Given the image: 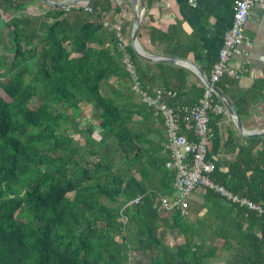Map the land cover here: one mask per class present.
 Listing matches in <instances>:
<instances>
[{
  "label": "trees",
  "instance_id": "obj_1",
  "mask_svg": "<svg viewBox=\"0 0 264 264\" xmlns=\"http://www.w3.org/2000/svg\"><path fill=\"white\" fill-rule=\"evenodd\" d=\"M144 1L148 10L157 2ZM91 6L92 13L0 0V264H212L223 253L227 264H264V214L206 189L199 213H207L197 221L155 208L159 194L174 195L176 173L167 168L165 120L133 89L125 55L143 90L176 92L167 102L190 140H198L192 109L207 87L190 86L185 66L141 58L131 43L134 20L116 0ZM153 20L146 12L139 32L147 51L203 62L176 28L161 31ZM120 24L126 52L114 27ZM213 68H204L210 79ZM216 85L240 116L262 96L252 90L238 99L239 82L229 75ZM216 104L223 103L213 95ZM225 115L209 112L213 178L264 207V137L249 139L224 171L218 124Z\"/></svg>",
  "mask_w": 264,
  "mask_h": 264
},
{
  "label": "crops",
  "instance_id": "obj_2",
  "mask_svg": "<svg viewBox=\"0 0 264 264\" xmlns=\"http://www.w3.org/2000/svg\"><path fill=\"white\" fill-rule=\"evenodd\" d=\"M116 1L124 6L128 19L127 21L131 22L133 19L135 23V11L132 2L130 0ZM146 12L154 16L153 26L164 32L169 31L171 28H176L177 35L198 48L199 53L203 56V62L199 64L193 60L189 61L196 63L206 74L204 68H208L209 65L215 67L218 62L225 35L233 25L234 2L233 0H157L154 8L151 10L147 9ZM246 32L252 40V45L247 49L244 55L234 56L230 61V66L239 73L237 79L240 87L238 99L245 98L252 90L257 92L261 91L262 96L256 100L255 104L251 106L248 112L245 111V113L241 115V119L246 130L263 131L264 5L259 4L252 9L251 16L246 26ZM130 36L132 43V33ZM126 39L129 44L128 34L126 35ZM144 40L146 47L150 50L156 49L151 42L147 39ZM147 52L155 56H164L149 51ZM200 83H203L202 80L193 72L190 77V86L199 85ZM257 86L261 88H257ZM244 109L246 110L247 107H244ZM218 129L220 137L222 138L219 159L220 162L224 164L223 170L228 171L227 165L237 157L240 148L249 145L251 141L240 133L229 113L226 114L224 119L218 124ZM231 138H234L235 142L227 146ZM256 142L260 143L261 140L256 139ZM204 203V190H197L192 196L190 214L188 217H191L194 221L204 218L207 210L204 209L199 213V209ZM213 261L214 260H212V262Z\"/></svg>",
  "mask_w": 264,
  "mask_h": 264
},
{
  "label": "built area",
  "instance_id": "obj_3",
  "mask_svg": "<svg viewBox=\"0 0 264 264\" xmlns=\"http://www.w3.org/2000/svg\"><path fill=\"white\" fill-rule=\"evenodd\" d=\"M233 2V25L225 35L219 60L212 72L211 81L214 84L226 75L238 79L239 73L230 66V61L234 56L244 55L247 49L251 47L252 40L246 32V26L252 9L259 4L264 5V0H233ZM71 8L93 12L91 0H80L71 6L65 7L67 10ZM107 25L109 24L107 23ZM114 27L121 39V49L126 52L127 42L122 35L123 27L121 24ZM125 62L134 79L133 89L138 93L141 101L148 107L155 108L165 120L168 138L166 145L172 156V159L167 164V168L176 173L174 195L165 196L159 194L155 202V208L161 213L172 214L181 212L182 215L188 217L193 194L197 190L206 189L220 195L226 204L237 205L249 211L264 214V207L262 205L234 193L226 186L217 183L213 178V174L216 171V164L214 161L208 159V151L213 139V133L210 129L209 112L213 110L219 114H228V110L223 104L213 105V95H215L213 91L207 87L202 102L192 109L195 121L194 128L196 129L198 140H190L187 135L182 133V118L179 111L167 102L168 98L176 96V92L163 88L156 89L154 93L143 90L139 76L135 71L128 53L125 55ZM142 198L140 196L129 205L134 203L139 204Z\"/></svg>",
  "mask_w": 264,
  "mask_h": 264
},
{
  "label": "water",
  "instance_id": "obj_4",
  "mask_svg": "<svg viewBox=\"0 0 264 264\" xmlns=\"http://www.w3.org/2000/svg\"><path fill=\"white\" fill-rule=\"evenodd\" d=\"M44 3L50 6H57V7H68L80 0H64V1H57V0H42ZM133 4V8L135 11V23L132 32V45L136 51V53L143 59L151 62H167V63H175L182 66H185L195 72L199 78L202 80L206 87L210 88L213 93L219 97L223 105L228 110V113L232 116L238 130L240 133L246 138H259L264 137V130L263 131H248L245 129L244 124L242 122L241 116L233 104V102L214 84L211 79L200 69V67L189 60L180 59L176 57H167V56H155L149 54L141 44L139 40V32L143 22V18L146 14V3L144 0H130ZM2 20V13L0 11V21ZM180 264H183L180 262Z\"/></svg>",
  "mask_w": 264,
  "mask_h": 264
},
{
  "label": "rangeland",
  "instance_id": "obj_5",
  "mask_svg": "<svg viewBox=\"0 0 264 264\" xmlns=\"http://www.w3.org/2000/svg\"><path fill=\"white\" fill-rule=\"evenodd\" d=\"M93 109L87 107L85 109V114L87 115V117L91 118L93 120V118L91 117L93 115ZM91 122V120L87 121L86 124H89ZM94 122V121H93ZM102 136L101 133V129L98 128L97 133H96V137L97 139H100V137ZM178 233L176 232L175 235L170 234L168 236V243L171 245H175L177 242V237H178ZM212 263H216V264H227V258H226V253L223 254H219L218 258L214 259V261Z\"/></svg>",
  "mask_w": 264,
  "mask_h": 264
}]
</instances>
